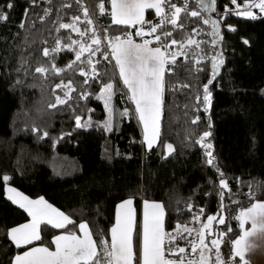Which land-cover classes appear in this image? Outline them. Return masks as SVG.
<instances>
[{
    "label": "trees",
    "instance_id": "1",
    "mask_svg": "<svg viewBox=\"0 0 264 264\" xmlns=\"http://www.w3.org/2000/svg\"><path fill=\"white\" fill-rule=\"evenodd\" d=\"M171 3L183 8L185 0ZM233 4L232 0H215L214 13L222 17ZM164 6L167 14L168 5ZM191 11L198 16L188 15ZM0 14L7 16L0 18V264H11L24 249L16 247L8 233L29 219L6 198L7 185L29 198H44L73 221L63 228L40 224L36 243L48 248L53 247L56 234L77 232L80 222L88 225L94 241L110 244L116 205L131 199L133 243L138 251L141 203L147 200L163 206L164 231L176 237L164 247L185 248L178 255L165 251L166 259L190 257V242L199 233L197 222L203 224L215 215L211 229L214 236L224 233L220 251L228 262L231 241L241 232L235 217L264 201V15L225 16L219 43L222 63L211 79L216 49L211 25L203 22L208 14L198 0H187V12H181L177 26L166 23L144 37L135 34L137 29L149 33L161 18L147 10L143 25H115L110 0H0ZM227 23L232 27H226ZM61 24H74L79 31L60 28ZM93 30L101 40L98 50L85 51L76 60L80 45L97 48L92 44ZM166 32L171 35H163ZM157 35L160 41L155 40ZM105 36L140 43L148 39L152 41L149 46L170 45L162 47L166 56L177 53L176 63L166 65L171 71L164 76L158 140L150 148L144 145ZM189 39L196 43L189 44ZM172 40L177 44L172 45ZM58 41L60 50L53 52ZM37 67L49 71L37 73ZM109 83L111 93L104 91ZM58 97L62 103H57ZM205 132L210 133L204 140L210 149L197 142ZM4 176L9 177L7 182ZM221 180L227 188L220 187ZM220 215L224 224L219 223ZM185 228L193 231L189 234ZM231 264L241 262L235 257Z\"/></svg>",
    "mask_w": 264,
    "mask_h": 264
},
{
    "label": "snow or ice",
    "instance_id": "2",
    "mask_svg": "<svg viewBox=\"0 0 264 264\" xmlns=\"http://www.w3.org/2000/svg\"><path fill=\"white\" fill-rule=\"evenodd\" d=\"M236 3V0H232ZM201 10H214L215 0H211V6L206 4L204 0H200ZM164 5H168L169 12L166 14L164 10ZM13 5L9 3L8 8ZM252 6L259 8L261 13H264V0H259V3H255ZM101 14L104 12V4L99 5ZM146 8H153L156 11V15L160 17L159 25H152L150 27V32L145 33L143 28H139L136 31L137 36L144 37L145 35L153 34L157 32L158 28H162L166 23H171L173 26H177L178 19L182 11L187 12V0H185L184 6L178 7L176 4L171 3V0H111V21L115 25L124 26H134L137 24L147 23L144 20V10ZM85 11V16L87 17V9ZM234 14H240L247 18H255L253 16L250 8L246 7L243 11H237ZM191 17H197V11H191L188 13ZM0 18L7 19L6 15L0 14ZM76 20L79 17L75 18ZM89 24L92 23L91 20L87 21ZM205 24H211L212 35L218 36L217 31V21L211 19H204ZM23 27V24H21ZM72 27L73 31H79L75 25L61 24L60 28ZM182 27V25H181ZM81 35H83L81 33ZM165 36L171 35L170 32L163 33ZM109 47L112 59L115 60L116 67L119 70V76L122 80L124 86L130 93V99L135 104V111L138 114L140 123L143 125L144 129V139L147 142L149 148L152 146L153 141L159 134V118L161 112L162 104V94L164 91V76L166 71H171V69H166V65L170 62L173 65L176 63L177 53L172 52L167 56L165 52L162 51V47L167 48L170 45L163 44L158 47H149L152 41L144 39L143 43H134L132 39L121 40L119 36L108 38ZM161 37L157 35L155 37L156 41H160ZM58 47L52 51H59V41ZM73 43H78L73 41ZM100 38L95 36V31L93 30L92 44L96 45V49H90L85 45H80L79 51L76 53V60H80L81 54L85 51H93V53L98 50L100 45ZM189 44L196 43L189 39ZM215 43V41H213ZM247 43V41H245ZM172 45L177 44L176 40L171 41ZM198 46V44H197ZM71 50V48H70ZM44 55L49 56V50L44 49ZM171 57L169 60L168 57ZM107 58V57H105ZM75 63V62H73ZM91 64V60H89ZM218 63H222V59L219 57L213 58L212 69L215 74ZM71 68L72 65L70 64ZM57 72L60 69H55ZM37 73H45L49 71L44 67H37L35 69ZM94 75H95V70ZM85 73L81 71V75ZM87 83V81H85ZM187 87V85H184ZM59 87V85L57 86ZM113 85L111 83L107 84L104 88L105 92L111 93ZM67 95V93H65ZM110 99V96H109ZM204 102L209 101L208 87H204ZM57 98V103H62ZM105 107H108L107 101L105 102ZM127 111L121 115H126ZM196 123V120L192 121ZM77 126L80 125V120L77 118ZM105 128L110 130V123H105ZM46 136L47 133H44ZM210 135V133L205 132L200 138L198 143L203 147L210 149L211 144H205V138ZM169 151H172L171 145L168 146ZM209 157L208 163L211 165L213 163L212 154L210 151L206 152ZM223 175V173H221ZM8 176H4L3 180L7 182ZM221 188H227V183L224 180L220 181ZM9 193L8 199L13 203L18 204L19 207L23 208L29 216L32 217V222L30 224L22 225L18 228H13L9 231L8 235L10 239L19 248L22 244H29L33 240L40 239L39 235V225L41 223L51 224L54 228H63L67 224L73 223L64 213L59 212L51 205L47 204L42 198L39 200H29L27 197L22 196L20 193L16 192L12 188H8ZM223 198V194H221ZM133 201L128 199L117 206V217L116 224L111 228V242L108 244L106 241L101 240L99 243L93 240L92 233L86 223H80L78 225L80 233H69L67 235H61L54 238L53 243L55 244V251H49L47 247H36L33 248L22 255H17L14 258V264H185V259L183 255L180 256L179 260L166 259L165 251L170 255H178L185 253V248H165L164 245L166 241L171 243L176 237H173L170 233H166L163 228V216L164 209L161 204L153 203L149 204L145 202L144 204V220L142 236L138 251L134 250L133 243V218L134 211L132 209ZM151 209V212L149 211ZM191 209V205L189 206ZM121 210H125L123 215ZM223 211V205H221L220 212ZM204 209H200V214H203ZM197 221L199 216L194 217ZM215 215H209L207 217V223L202 225L201 230L198 233L197 240H192L191 250L193 253L199 250L200 256L198 260L187 259V264H209L210 256L207 253H212L215 249V262L214 264H231L232 259L239 257L241 264H248L246 260V253L251 250L252 244L250 242V237L256 233H264V202H255L251 204L246 210H241L235 219L238 220L239 228L241 234L237 239L231 241L232 247V258L228 262H225L221 255V244L223 242L222 238L224 233H219V238L211 239L209 244L205 243V229H210L212 222L216 220ZM251 223V230L245 228L246 223ZM220 224H224L225 220L223 215H220ZM180 228V225H177ZM189 234L193 231L192 229L185 228ZM229 232L232 231L231 227L228 229ZM209 235H215V233L209 231ZM183 238V237H181ZM210 245V246H209Z\"/></svg>",
    "mask_w": 264,
    "mask_h": 264
},
{
    "label": "crops",
    "instance_id": "3",
    "mask_svg": "<svg viewBox=\"0 0 264 264\" xmlns=\"http://www.w3.org/2000/svg\"><path fill=\"white\" fill-rule=\"evenodd\" d=\"M164 7V6H163ZM147 10H153L154 12H155V14H156V11H155V9H153V8H146L145 10H144V17H145V14H146V11ZM110 12H111V0H110ZM121 40H124V39H121ZM134 43H137V44H141L140 42H136V41H133ZM149 47H153V48H155L156 46H149ZM162 51L164 52V50L162 49ZM118 73H119V70H118ZM122 81V80H121ZM123 83V82H122ZM160 124V123H159ZM143 126V125H142ZM142 139H143V142H144V145H145V147L146 148H149V146H148V144H147V142L145 141V139H144V136H143V133H142ZM157 140H158V136L155 138V140L153 141V143H152V145H154L156 142H157ZM8 188H12V189H14L16 192H18V193H20L22 196H25V197H27L29 200H32V201H35V200H39V199H41L42 197H37V198H29L28 196H26L24 193H22L21 191H19L18 189H16L15 187H13V186H10V185H7L6 187H5V196H6V198L8 199V196H9V193L7 192V189ZM47 204H49L44 198H42ZM126 200H128V199H126ZM126 200H123V201H121V202H119L117 205H116V208H115V215H114V222H113V224H112V226H111V228L113 227V226H115V224H116V217H117V206L118 205H120L121 203H123L124 201H126ZM11 201V200H10ZM12 202V201H11ZM145 202H148L149 204H153V203H158V204H160L159 202H156V201H147V200H144V201H142V203H141V221H140V240H139V245H140V241H141V236H142V229H143V220H144V211H145V209H144V204H145ZM258 202H264V201H258ZM13 203V202H12ZM13 204H15V203H13ZM16 206H18L19 207V205L18 204H15ZM49 205H51V204H49ZM53 208H55L56 210H58L59 212H61L59 209H57L55 206H53V205H51ZM132 209H133V211H134V218H133V230H134V224H135V210H134V206H133V203H132ZM19 208H21V207H19ZM27 215H28V213L23 209V208H21ZM244 210H246V209H244ZM125 210H121V214L123 215V212H124ZM149 211L151 212V209H149ZM28 221H26V222H24V223H22V224H19V225H17V226H15V227H13V228H18V227H20V226H22V225H25V224H30L31 222H32V217L31 216H29L28 215ZM70 219V218H69ZM163 228H164V216H163ZM80 223H85V222H80ZM79 223V224H80ZM78 224V225H79ZM49 225H51V224H49ZM40 226V225H39ZM52 226V225H51ZM13 228H11V229H13ZM245 228L246 229H248V230H251V223L249 222V223H246L245 224ZM10 229V230H11ZM9 230V231H10ZM111 230V229H110ZM74 233H76V234H78V235H82V233H80V230H79V227H78V231L77 232H74ZM67 234H69V232H60V233H58V234H56L53 238H52V241L54 240V238L55 237H57V236H61V235H67ZM240 234H241V232H240ZM239 234V235H240ZM39 235H40V231H39ZM239 235L235 238V239H237L238 237H239ZM110 238H111V231H110ZM250 239V242H251V244H252V248H251V250L250 251H248L247 253H246V260H247V262H248V264H264V233H256V234H254L252 237H250L249 238ZM39 240V239H38ZM38 240H33L31 243H29V244H22L19 248H24L21 252H19V253H17L14 257H13V259H12V262H11V264H14V258L17 256V255H22L23 253H25V252H27V251H29V250H31V249H33V248H36V247H46V246H44V245H41V244H37L36 242L38 241ZM13 242V241H12ZM14 243V242H13ZM206 243V242H205ZM14 245H15V243H14ZM16 246V245H15ZM17 247V246H16ZM48 248V247H47ZM49 249V251H55V244L53 243V247L52 248H48ZM195 254H196V252L195 253H193V252H191V256L190 257H188L187 259H195ZM239 258V257H238ZM187 259L185 260V264H187Z\"/></svg>",
    "mask_w": 264,
    "mask_h": 264
},
{
    "label": "rangeland",
    "instance_id": "4",
    "mask_svg": "<svg viewBox=\"0 0 264 264\" xmlns=\"http://www.w3.org/2000/svg\"><path fill=\"white\" fill-rule=\"evenodd\" d=\"M204 2L206 4H209V6H211V0H204ZM255 3H259V0H247V1L243 2V3H237L236 2V3L233 4L232 7L228 8L226 10V13L222 17L217 16L214 13V10H204L208 14V19L217 21V31L219 32V35L218 36H214V35L211 34L212 35V44L214 45V47L216 49L215 58L219 57L220 59H222V54H221V51L219 50V43H220V38H221V35H222V21L224 20L225 16L228 15L229 13L234 14L237 11H243V10H245L246 7L250 8V10L252 11L254 17H257L259 15H264V13L260 12L259 8L252 6ZM198 5L201 8L200 0H198ZM164 10H165V6H164ZM234 15H237V16H240V17H245V16L240 15V14H234ZM226 27L231 28L232 26H231L230 23H227ZM211 33H212V26H211ZM213 41H215V43H213ZM220 65H221V63H218L217 68L215 70V74L213 73V69H211V73H210V78L211 79H213L216 76V74L218 73ZM126 90H127V88H126ZM127 94H128L129 99H130V93L128 92V90H127ZM130 101H131V99H130ZM131 104H132L133 109L135 111V104L132 101H131ZM135 113H136V111H135ZM136 116H137V119L139 121L137 113H136ZM160 119H161V112H160L159 123H160ZM139 123H140V121H139ZM140 126H141V130H142L143 136H145L144 129H143V126H142L141 123H140ZM204 223H207V222H203V224ZM197 224H198V232H199L201 230L203 224L201 222H197ZM209 231L212 232L211 227H210V229H205L204 230L205 237H206V235H208ZM215 238H219V237L218 236H214V235H210L209 241L211 239H215ZM197 242H198V236H197ZM206 244H209V243H206ZM214 253H215V249H213L212 253H207L210 256L209 264H214V262H215ZM199 256H200V252H199V250H197V252L195 254V260H198Z\"/></svg>",
    "mask_w": 264,
    "mask_h": 264
}]
</instances>
